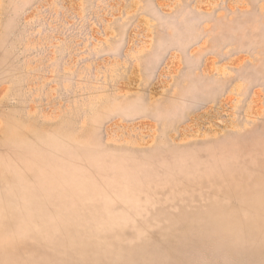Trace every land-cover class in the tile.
Masks as SVG:
<instances>
[{
    "label": "rangeland",
    "instance_id": "rangeland-1",
    "mask_svg": "<svg viewBox=\"0 0 264 264\" xmlns=\"http://www.w3.org/2000/svg\"><path fill=\"white\" fill-rule=\"evenodd\" d=\"M0 264H264V0H0Z\"/></svg>",
    "mask_w": 264,
    "mask_h": 264
}]
</instances>
